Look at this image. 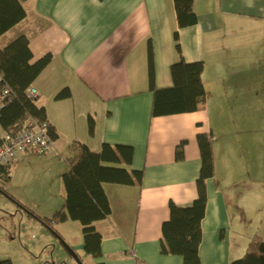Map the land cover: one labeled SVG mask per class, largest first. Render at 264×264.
I'll use <instances>...</instances> for the list:
<instances>
[{"label": "crops", "instance_id": "0c3cea01", "mask_svg": "<svg viewBox=\"0 0 264 264\" xmlns=\"http://www.w3.org/2000/svg\"><path fill=\"white\" fill-rule=\"evenodd\" d=\"M22 6L25 17L0 35V48L23 34L32 61L51 55L30 87L57 136L50 151L18 156L3 167L4 190L11 197L48 217L63 202L62 174L79 153L76 143L94 152L104 143L132 146L131 164L121 166L141 170L142 182L103 183L111 212L93 222L101 235V255L83 251L82 235L70 241L68 223L81 232L79 222L53 227L82 254L84 264H183L180 255L160 252L161 226L169 218V203L187 205L197 197L201 158L196 137L209 133L214 176L205 182L200 264H228L244 254L253 235L264 240V129L247 130V75L264 73V0H194L197 21L180 29L173 0H25ZM148 40L157 88L172 86L170 66L180 57L203 62L206 99L200 109L151 115ZM64 88L70 97L55 99ZM4 134L0 125V140ZM180 142L182 158L177 159ZM16 176L35 194L38 207L25 194L8 192ZM37 181V189L32 188ZM238 185L244 188L241 196ZM29 217L35 227H44Z\"/></svg>", "mask_w": 264, "mask_h": 264}, {"label": "trees", "instance_id": "16d2710c", "mask_svg": "<svg viewBox=\"0 0 264 264\" xmlns=\"http://www.w3.org/2000/svg\"><path fill=\"white\" fill-rule=\"evenodd\" d=\"M25 0H0V35L20 22L26 15L22 6ZM178 28L196 23L197 16L193 10L194 0H173ZM175 49L180 54L178 31L173 33ZM28 38L21 34L0 48V87L7 84L13 93L9 102L0 108V125L5 132L15 131L22 120L32 116L38 120H46L44 107L35 104L34 98L28 96L27 89L33 80L51 60L49 53L32 61ZM203 62L186 63L179 61L170 66L173 84L167 88H157L154 82L153 47L147 41V73L148 88L153 92L151 115L160 116L200 109L205 103L201 74ZM70 97L68 88L55 95V99ZM47 121V120H46ZM93 119L88 117V132H93ZM50 135L56 138L55 128L49 124ZM201 166L196 180L197 197L187 205L169 203V218L162 223V254H177L182 257L183 264H200L198 249L201 241V220L207 201L206 179L214 176V158L209 133L197 134ZM79 150L77 157L68 160V169L62 174L65 196L61 206L50 216L41 217L26 206L17 202L32 217L40 221L53 233L58 234L54 223L77 221L81 225L83 251L92 257L101 255V235L95 230L93 222L105 219L111 209L103 189V183L123 185H140L143 173L141 170L127 169L121 165H130L133 148L129 145H110L104 143L97 152L86 145L76 143ZM183 142L175 148V157L182 158ZM0 166V192L7 175ZM3 172V173H2ZM0 264H13L9 259L0 260ZM103 264V263H97ZM228 264H264V240L253 235L247 243L244 254Z\"/></svg>", "mask_w": 264, "mask_h": 264}, {"label": "rangeland", "instance_id": "374dc122", "mask_svg": "<svg viewBox=\"0 0 264 264\" xmlns=\"http://www.w3.org/2000/svg\"><path fill=\"white\" fill-rule=\"evenodd\" d=\"M250 129H264V73L247 75V130ZM21 181L23 183L21 177H14L7 185L8 192L23 197L25 194L38 207L40 204L34 198L35 194L27 190L29 187H23ZM37 185L38 181L32 188L37 189ZM239 186L241 185L236 187L241 196L244 188H238ZM17 201L16 198L0 192V260L9 259L13 264H76L55 233L45 226L39 225L38 229L32 225V221L28 220L33 219H30V215ZM236 212L239 213V209ZM242 220L247 230L246 214ZM68 226L71 232L70 241H80L81 232L72 223H68ZM76 253L82 261V254Z\"/></svg>", "mask_w": 264, "mask_h": 264}, {"label": "built area", "instance_id": "2783aa9c", "mask_svg": "<svg viewBox=\"0 0 264 264\" xmlns=\"http://www.w3.org/2000/svg\"><path fill=\"white\" fill-rule=\"evenodd\" d=\"M28 96L34 98L36 90L27 89ZM13 96L7 84L0 87V108ZM52 141L49 123L32 116L25 117L15 131L5 132L0 140V166H5L18 156L39 155L51 150ZM141 264V263H137Z\"/></svg>", "mask_w": 264, "mask_h": 264}, {"label": "water", "instance_id": "95a60500", "mask_svg": "<svg viewBox=\"0 0 264 264\" xmlns=\"http://www.w3.org/2000/svg\"><path fill=\"white\" fill-rule=\"evenodd\" d=\"M57 238L59 239L60 243L63 245L65 250L69 253V255L72 257V259L76 262V264H84L78 254L73 250L69 244H67L63 239H61L57 234H55Z\"/></svg>", "mask_w": 264, "mask_h": 264}]
</instances>
